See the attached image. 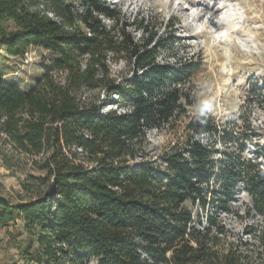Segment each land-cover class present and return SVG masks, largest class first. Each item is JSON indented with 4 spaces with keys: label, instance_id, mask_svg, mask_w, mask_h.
Here are the masks:
<instances>
[{
    "label": "trees",
    "instance_id": "obj_1",
    "mask_svg": "<svg viewBox=\"0 0 264 264\" xmlns=\"http://www.w3.org/2000/svg\"><path fill=\"white\" fill-rule=\"evenodd\" d=\"M37 1L0 0V50L10 58L30 48L52 56L26 91L0 78V135L43 172L22 184L32 197L0 195V230L17 220L23 225V264H242L236 252L215 249L213 217L203 231L191 225L188 206L208 204L202 185L212 153L191 136L161 164L144 153L149 132L184 114L180 90L165 88L181 85L192 64L160 65L163 41L148 33L136 40L128 32L133 22L115 5L81 0L78 13L64 0ZM118 59L132 65L123 81L108 64ZM111 104L116 109L104 111ZM186 128L200 133L210 126L199 118ZM231 163L221 175L224 209L240 177ZM251 191L264 214V180L252 179Z\"/></svg>",
    "mask_w": 264,
    "mask_h": 264
},
{
    "label": "rangeland",
    "instance_id": "obj_2",
    "mask_svg": "<svg viewBox=\"0 0 264 264\" xmlns=\"http://www.w3.org/2000/svg\"><path fill=\"white\" fill-rule=\"evenodd\" d=\"M100 1H105L110 8L115 5L124 19L133 22L128 32L136 40L155 34L157 40L163 41L157 58L160 65L180 69L192 64L193 71L181 85L170 81L165 88L180 90L184 114L176 122L171 119L159 130L149 132L144 153L160 163L162 155L175 146L182 147L187 136L195 138L197 133H190L186 128L190 120L207 119L210 128L202 131L207 136L201 144L212 153L209 181L202 185L208 192V204L204 209L198 204L188 206L194 224L201 230L204 224L207 227L208 218L213 217L216 225L211 234L218 236L215 249L221 255L232 250L242 256L246 264H264V214L254 208L251 191L252 179L264 180V161L257 158L260 151L264 155V0H231L238 14L234 22L228 19V27L236 23L234 32L230 30L235 43L228 47L229 52L225 39L216 32L225 27L217 25L214 19L224 13L223 5L218 4L220 10L214 15L201 7V4L212 5L219 0ZM37 2L43 6L49 4V0ZM64 2L75 12H83L81 0ZM101 18L106 27H112V20ZM139 26H144L146 31L141 32ZM118 30L116 26L114 31ZM207 45L211 46V51ZM26 52L27 56L24 53L22 58H10L0 50V78L23 91L32 87L41 74L42 65L52 57L35 48ZM108 64L117 81L127 79L132 70V65L123 59L109 60ZM114 109L116 105L111 104L104 111ZM227 130L240 137L225 138ZM241 144L244 149L239 151ZM228 162H232L228 165L232 174L240 177L224 209L220 200L228 195L221 175L223 164ZM29 175L42 176L43 172L34 169L30 159L16 153L0 135V195L14 201L32 197V193L22 187ZM215 227H222L223 231L219 233ZM0 238V264H23L19 252L26 247V237L21 221L0 230Z\"/></svg>",
    "mask_w": 264,
    "mask_h": 264
},
{
    "label": "bare ground",
    "instance_id": "obj_3",
    "mask_svg": "<svg viewBox=\"0 0 264 264\" xmlns=\"http://www.w3.org/2000/svg\"><path fill=\"white\" fill-rule=\"evenodd\" d=\"M218 4H222L223 5L222 9L224 10V13H222L218 17H214V19L216 20V24L217 25H219V26L220 25L221 26L224 25L225 28L224 27H223L224 29H222L221 27L219 29L216 28L218 30L216 32H217L218 35L221 34V37H223L225 39V46H226V49H227L226 51L229 52V48L228 47L235 43L234 36L232 34H230V30H232V33L234 32L235 27H236V23H234L233 26L231 25V27H228L229 26L228 25V22H229L228 19L231 18V20H233V22H234V16H236L238 14V12H237L236 7L234 5H232L231 0H219L218 3L214 2L212 5L211 4H204V5L201 4V7L204 8V10H206L210 15L211 14L214 15V14H217L219 12V10H220L218 8ZM195 22H196V20H195V18H193V23L196 24ZM207 49L209 51H211V46L207 45Z\"/></svg>",
    "mask_w": 264,
    "mask_h": 264
},
{
    "label": "built area",
    "instance_id": "obj_4",
    "mask_svg": "<svg viewBox=\"0 0 264 264\" xmlns=\"http://www.w3.org/2000/svg\"><path fill=\"white\" fill-rule=\"evenodd\" d=\"M49 16H51V17H53V15L52 14H49ZM54 19H56L55 17H54ZM26 53L27 52H25V56H27L26 55ZM228 132H226L225 133V138H230V139H236V138H238V137H240V135L239 134H236V133H233L232 134V132H230L229 130H227ZM207 136V134H206V132L204 133V132H200V133H197L196 135H195V138L193 137V140L194 141H197L201 146H202V144H201V141H203V138L204 137H206ZM254 148V147H253ZM206 149V148H205ZM244 149V148H243ZM262 152L263 151H260V152H258L257 153V158L258 157H260V159L262 160V161H264V155H262ZM247 162H251V163H256L255 161H253V160H247ZM262 171V170H261ZM262 173H263V171H262ZM196 204H198V206H199V202L197 201L196 203H195V205ZM201 208V207H200ZM193 220H194V216H193ZM191 225H195L194 223L193 224H191ZM205 225V224H204ZM203 225V227L201 228V231H203L206 227ZM200 230V229H199ZM217 236V235H216ZM218 237V236H217ZM241 262L243 263V264H246L245 263V261L242 259V256H241Z\"/></svg>",
    "mask_w": 264,
    "mask_h": 264
}]
</instances>
